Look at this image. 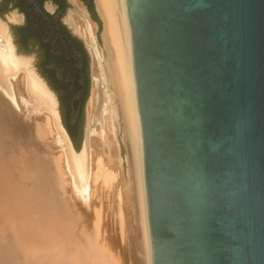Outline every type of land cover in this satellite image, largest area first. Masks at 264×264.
Instances as JSON below:
<instances>
[{
	"label": "water",
	"instance_id": "1",
	"mask_svg": "<svg viewBox=\"0 0 264 264\" xmlns=\"http://www.w3.org/2000/svg\"><path fill=\"white\" fill-rule=\"evenodd\" d=\"M125 6L151 264H264V0Z\"/></svg>",
	"mask_w": 264,
	"mask_h": 264
},
{
	"label": "bare ground",
	"instance_id": "2",
	"mask_svg": "<svg viewBox=\"0 0 264 264\" xmlns=\"http://www.w3.org/2000/svg\"><path fill=\"white\" fill-rule=\"evenodd\" d=\"M94 1L96 10L102 21V29L100 32L101 45L97 44L95 40L94 22L88 17L85 8L79 2L76 1V8L74 6L75 10L72 12V15L70 14V16H68L69 20L67 22L74 33L83 40L91 58L92 86L85 109L86 121L84 126V140L79 151L74 150L70 139L67 137L61 125V118L55 95L47 87L44 80L39 77L38 73L35 72L31 65V59L29 57L26 58L25 56H17L14 48L15 45L14 43L12 44L8 26L0 19V127H3L4 129H2L3 131L0 130L3 132L0 133L4 134L5 131L9 133L8 136L5 133L3 137L1 136L2 138L0 137V146H7L6 148L11 150L14 144H17L18 147L20 145L17 153L11 150V152L15 153V156L14 154H11V157H13H9L11 158L10 162H12V159L16 161L19 159V162H17L18 164L16 161L15 163L13 162L14 164L12 163V167H14L15 164L19 165V167L16 165L15 167L20 168L19 170H21L23 174H19H22L24 177L23 179H25L24 184L21 182L22 185H19L20 183L18 182L17 184V180L15 182V180L4 176L5 183L6 186H9L8 182L12 183V185H14L19 191L24 189L21 195L19 194L20 192L16 190L18 192L17 196H21L18 199L21 200V202L29 197V201L31 200L30 202H33L32 198L35 201L39 200V202L41 201V198L45 199L47 201H45L46 207L44 205L45 203L42 205L49 209L48 212H52L51 216L54 215V219L59 218L61 217L60 214L63 212L61 207L63 206L64 210L67 206L66 200H61L60 195H64L65 192H68L69 194L71 193V195L80 198L81 201H87L88 198L90 200V197H93L95 193H98L100 189H104L111 180L116 179L117 174L121 172L122 164L119 156V148L122 143L126 150L125 162L128 167V177L132 187L133 198L136 202L135 204L139 207L138 214H140L139 224L141 227V248L143 247L142 249L145 248L144 250H146L144 252V254L146 253V264H151L146 192L143 173L141 127L135 91L130 25L125 0ZM7 19L16 22L20 20V16L13 12L7 16ZM16 128L20 129L21 139H18L19 143H15V139L12 137ZM6 151L9 154L10 151L7 149ZM6 156L8 157V155ZM1 173L0 176L3 175ZM10 174L12 175L11 172ZM20 179H22V177ZM2 180L4 182V178H2ZM120 184L121 180L117 179L114 183V188L118 187ZM66 186L70 187L69 190H67ZM57 187L63 192L58 193ZM11 188L13 189V186ZM13 193L16 192L14 191ZM23 193H25L28 198L25 196L26 198L23 199ZM8 194L10 195V193ZM14 196H16V194ZM29 201L28 203L30 204ZM128 202L126 201L127 208L128 206L131 207V205H129L130 202ZM25 203H27V201ZM16 204L17 203H11L10 201V203H4L3 207L4 205H6V207L8 206L10 211L14 214L15 210H18V208H16L18 205ZM42 205H38L37 207L39 209V206H41L42 212L46 213L47 210L44 212V207ZM30 206L31 205H29V207ZM34 206H31L30 208L33 209ZM1 207L0 209H2ZM23 208L25 207L23 206ZM27 208L28 207H26V210ZM35 210L36 209H34V211ZM6 211L9 212L8 210ZM19 211L21 210L19 209ZM37 211L39 212V210ZM40 213L41 212L38 214ZM29 215L30 214L28 213V216ZM56 215L59 216L57 217ZM11 217H13V215ZM14 218L15 217H13V220ZM46 219L48 220V217H46ZM41 220L43 219L41 218ZM36 221L38 222V219ZM27 223H29V221ZM20 226L22 227V225ZM59 230L61 229L59 228ZM25 231L27 233L28 230ZM97 232L95 233L98 237L99 232ZM70 233L71 232H69V234ZM17 234L20 236L19 233ZM96 234L93 236L95 237ZM33 235L35 234H32V237ZM68 241L71 242L70 239ZM133 241H135V239ZM48 244L46 243V245ZM91 246L93 245L91 244ZM135 248H137V246ZM15 250L14 245L9 240L5 239L2 243L0 241V264L18 263L16 262L17 258L15 259V257H17L15 256L16 253L14 254ZM37 258L38 257L35 259ZM43 263L46 264L45 262Z\"/></svg>",
	"mask_w": 264,
	"mask_h": 264
},
{
	"label": "rangeland",
	"instance_id": "3",
	"mask_svg": "<svg viewBox=\"0 0 264 264\" xmlns=\"http://www.w3.org/2000/svg\"><path fill=\"white\" fill-rule=\"evenodd\" d=\"M73 1L75 2V4ZM76 1L79 2L84 7V4L79 0H68L67 6L65 7V9L61 15V21L73 35L78 37L83 42V40L76 33H74V31L70 27L69 23H67L69 20L68 16H70V14L72 15V12L75 10L74 6L76 5ZM92 2H93L94 12L96 13V15L100 21V29L98 27V24L93 21L95 24V30H94L95 40H96L97 44L101 45L100 32L102 29V21L99 17L97 10H96L95 1L92 0ZM45 7L49 11L52 10L50 3H45ZM75 8H76V6H75ZM13 12H15L17 15L20 16L19 21L12 22V21L7 19V16ZM0 19L3 22H5L7 24V26H9L11 28V32L9 31V34L11 35L10 37L12 39V44L14 43V45H15V46L14 45L13 46L15 48V53L17 54V56H25L26 58L29 57L31 59V65H32L33 69L35 70L36 73H38L39 77H41L44 80L47 87L55 95V97L57 99L60 118L64 123L65 108H64L63 100H62V96L64 94V91H62V90L55 91L52 88L50 80L48 79L47 75L44 73V71L41 67V63H42L43 58H44L42 50L39 49V46L34 41H30L27 46L20 45L19 36L14 32V28L21 26L23 23V19H22L21 14L18 13L15 8L9 7L8 10L3 11L0 14ZM83 44H84V42H83ZM84 47H85L87 55H88L89 87H88L87 96H86L85 103L83 105V110H82V123H83V120H84V123L86 121L85 120L86 119V113H85L86 103H87V99L89 97L91 86H92L91 85L92 84L91 58H90V55L88 53V50H87L85 44H84ZM47 67L50 68L52 66L48 65ZM63 72H61L60 69L56 68V77L60 79V78H62V76H65L63 78L64 82L65 83L71 82L73 77L71 76L70 72H67L65 70V72H66L65 75H63ZM71 104H72V102H71ZM76 114L77 113H74L73 111L70 112L71 121H73L75 119ZM0 128H1L0 130L3 129V127H0ZM2 131H0V132L3 133ZM13 131H14V129H13ZM13 131H12V133H13ZM5 133L8 136L9 133H7L6 131L4 132V134ZM4 134H1L0 137L1 136L3 137ZM12 137H14L15 143H19V140L21 139L19 128H16ZM1 138H0V140H1ZM8 139H9V137H8ZM83 140H82V136H81V140L78 144V148L75 147L74 143L71 140V144H72L75 151H79L81 149L82 144H83ZM6 147L0 146V150L2 151V153L0 151V162H1L0 163V165H1L0 166V173L2 172L1 174H3L0 176V182L2 181L0 183V194H1L0 195V203H1L0 207L2 206L1 207L2 209H0V213H1L0 214V237H1L0 241L2 243L6 239V240H9L10 242H12V244L14 245V247L16 249L14 252V254L15 253L17 254V255L15 254V256H17V257L14 256L15 259L17 258L16 262H18L19 264H29V263L30 264H42L43 262H45L46 264H49V262H50V264H101V263L102 264L103 263L104 264H136V263H138V264H144L145 263L146 264V260H145V254L146 253L144 254V252L146 250H144L145 248L142 249L143 247L141 248V237H140V234H141L140 228L141 227L139 224L140 214H138L139 213V207H137L138 205L135 204L136 202L133 198L132 187L130 185L131 183H130V179L128 177V170H127L128 167H127V163L125 162L126 161L125 160L126 150H125V147L122 143L120 144V148H119V153H120L119 156H120V160H121V164H122L121 165V172L119 174H117L116 179L111 180L109 182V184L107 186H105L104 189H100V191L98 193L94 192L95 194L93 195V197H90V200H89V198L87 199V201L84 200L86 202H84L83 200L81 201L80 198H77L76 196L71 195V193L70 194L68 192H65V194L63 193L64 195H60V199L63 201L66 200V204H67L66 207L67 208L65 207L63 210V206H62L61 208H62V211L64 213L61 211L62 212V214H60L61 217L55 218V219H54V217H55L54 215H52L53 217L51 216L52 212L51 213H50V211L48 212L49 209L45 208L46 207V203H45L46 200L45 199L41 198V201L39 202V200L35 201L32 198L33 202H30L31 201V200L29 201L30 197L28 198V196H26L25 193H23L24 194V196L22 195L23 199H25L26 197L28 199L22 200V202H21V200H18L19 197H21V196L18 197L17 195H18V192H20L19 194L21 195V193L23 192L24 189L19 191L14 187V185H12V183H9V182H8L9 186L8 185L6 186L4 176H7V178H11V179L15 180V182L17 180V184H18V182L20 183L19 185H22L21 182L23 184L25 182V179H23L24 177L22 175L23 173L21 172V170H19L20 168H18L19 165L15 164L16 166H18L17 168L15 167V165H14V167H12L16 160L12 159V162H10L11 158L13 157V156L11 157V154L12 155L14 154V156H15V153H17V150L20 147V145L18 147L17 144H14V146L11 150L14 151L15 153L11 152V150H9V148H6ZM4 149H5V152H4ZM6 149L8 151H10L9 154L7 153ZM13 149H15V150H13ZM3 152H4V154H3ZM5 154L8 155V157ZM7 158H9V159H7ZM2 162H3V164H2ZM17 162H19V159H18V161H16V163ZM13 168H15V169H13ZM3 171H4V173H3ZM5 171H6L7 175L5 174ZM10 172L12 173L13 176L10 174ZM19 173H22V174H19ZM18 175H20L22 177V179H20L21 177ZM2 178H4V182H3ZM117 179L121 180V184L118 185V187L114 188V183L116 182ZM10 184H11V186H10ZM12 186H13V189L11 188ZM23 187H24V185H23ZM66 187H67V190H69L70 187L69 186H66ZM57 190H58V193L63 192L58 187H57ZM14 191L16 193H13ZM2 192H4V193H2ZM8 193H10V195ZM15 194H16V196H14ZM3 196H4V198H3ZM14 197H15V199L17 197L16 200L18 202L14 199ZM2 200H3V202H2ZM133 200H134V202H133ZM10 201H11V203H17L16 205H18V207H16V208H18L17 211L15 209H13V210H15L14 214L12 211H10L8 206L6 207V205H4L5 208L3 207L4 203H6V202L10 203ZM26 201H27V203L29 201L30 204L28 203V205H27V203H25ZM126 201L130 202V203L129 202L128 203H129V205H131V207L128 206V208H127ZM22 203H24L25 205ZM39 203H41V204H39ZM63 203H65V202H63ZM37 204L38 205L44 204L45 207L42 205L44 207L43 211L46 212V210H47L46 213L47 214L49 213V214L47 215L46 213H43L41 206H39L40 208L38 209ZM29 205L34 206V208L31 209L30 208L31 206L29 207ZM23 206L25 208H23ZM26 207H28L27 210H26ZM19 209L21 211H19ZM34 209H36V210L34 211ZM6 210H8L9 212H7ZM24 210H25V212H24ZM37 210H39V212H41V213L38 214L39 212ZM26 211H27V214H26ZM3 212L5 215L3 214ZM5 212H7L8 214ZM23 212H24V214H23ZM36 212H37V214H36ZM65 212H67V213H65ZM28 213L30 214L29 216H28ZM33 213H34V215H33ZM2 214H3V216H2ZM12 215H13V217H15L14 220H13V217H11ZM21 215H22V217H21ZM36 215H37V217H36ZM138 215H139V217H138ZM44 216L48 217V220ZM21 218H23V219H21ZM30 218H32V219H30ZM41 218L43 220H41ZM63 218H65V219H63ZM37 219H38V222L36 221ZM59 220H60V222H59ZM28 221H29V223H27ZM44 221H45V223H44ZM59 224H61V225H59ZM20 225H22V227ZM33 227H34V229H33ZM38 227H41L42 229L38 228ZM66 227H67V230H66ZM131 227H133V228H131ZM29 228H31V229H29ZM59 228L61 230H59ZM15 229H16V231H15ZM20 229H21V232H23V233L20 232ZM70 229H72V230H70ZM18 230H19V232H18ZM25 230H28L27 233ZM32 230H33V232H32ZM30 232H32V233H30ZM69 232H71V233L69 234ZM95 232L98 233V237H97V234ZM17 233H19V234L21 233L20 236H18ZM49 233H51V234H49ZM32 234H35V235H33V237H32ZM95 234H96V236H95L96 239L93 236ZM25 235H27V236H25ZM23 236H25V237H23ZM60 236H61V238H60ZM26 238L28 241L26 240ZM51 238H53V239H51ZM33 239H34V241L35 240L36 241L34 242ZM69 239L71 242L68 241ZM134 239H135V241H133ZM62 241L65 244H63ZM129 241H131V242H129ZM128 242H129V244H128ZM46 243L47 244L49 243V244L46 245ZM136 243H137V245H136ZM91 244L93 246H91ZM138 244H139V247H138ZM35 245H36V247H35ZM136 246H137V248H135ZM142 246H143V244H142ZM66 247H68V248H66ZM137 251H139V252H137ZM46 253H47V255H46ZM73 256H74V258H73ZM34 257L35 258L38 257V258L35 259ZM32 258H34V259H32ZM31 259H32V263H31ZM65 259H66V261H65ZM18 263H16V264H18Z\"/></svg>",
	"mask_w": 264,
	"mask_h": 264
},
{
	"label": "flooded vegetation",
	"instance_id": "4",
	"mask_svg": "<svg viewBox=\"0 0 264 264\" xmlns=\"http://www.w3.org/2000/svg\"><path fill=\"white\" fill-rule=\"evenodd\" d=\"M79 1L84 4L85 10L92 20L91 12L87 6L88 0ZM67 2L68 0H32L34 4L32 5L28 0H0V8L3 11L8 10L9 7L15 8L23 19L22 25L14 28V32L19 36V39L20 35L17 28L25 27L33 30L36 34H41L42 42L50 43L53 55L60 56L63 59L64 64L67 65L64 69L74 77L75 74H79L77 73V69L80 67V53L76 48V43L82 46L87 58L88 55L83 42L73 35L61 21V15L67 6ZM45 3H50L52 7L51 11L46 9ZM56 68L60 69L61 72L64 71L60 66Z\"/></svg>",
	"mask_w": 264,
	"mask_h": 264
},
{
	"label": "trees",
	"instance_id": "5",
	"mask_svg": "<svg viewBox=\"0 0 264 264\" xmlns=\"http://www.w3.org/2000/svg\"><path fill=\"white\" fill-rule=\"evenodd\" d=\"M87 6L91 12L92 20L98 24V27L100 29V21L96 13L94 12L92 0H88ZM2 11L3 10H1L0 8V13H2ZM17 31L20 35V45L27 46L30 40H33L35 43H37L39 49L42 50L44 57L41 63V67L44 73L47 75L48 79L50 80L52 88L55 91H64V94L62 96L63 105L65 108L64 124L72 142L74 143L75 147L78 148V144L82 136V110L89 87L88 58L86 56V53L82 49V46L79 43H76V48L80 53V67L77 69V73L82 76V82L80 83V85H82V90L81 97L79 99L80 106L78 112L76 114L75 119L71 121L70 112L72 111V104H76V100L74 99L76 79L73 77L71 82L65 83L63 79L65 76H62V78L60 79L56 77V67L60 66L64 69L67 67V65L64 64V61L60 56L53 55V53L51 52L52 47L50 46L49 42H42L41 34H36L33 30L25 27L17 28ZM48 65H51L52 67L48 68ZM65 74L66 72L64 69L63 75Z\"/></svg>",
	"mask_w": 264,
	"mask_h": 264
}]
</instances>
